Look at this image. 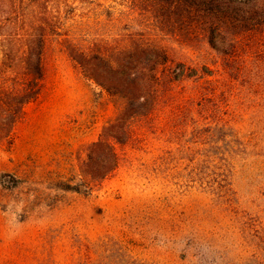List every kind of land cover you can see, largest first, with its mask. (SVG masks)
<instances>
[{
	"label": "rangeland",
	"instance_id": "obj_1",
	"mask_svg": "<svg viewBox=\"0 0 264 264\" xmlns=\"http://www.w3.org/2000/svg\"><path fill=\"white\" fill-rule=\"evenodd\" d=\"M49 4L82 40L159 33L184 73L129 133L121 122L120 165L101 180L90 150L124 103L50 39L40 96L0 138V264H264V103L204 99L222 55L193 30H152L129 0Z\"/></svg>",
	"mask_w": 264,
	"mask_h": 264
},
{
	"label": "trees",
	"instance_id": "obj_2",
	"mask_svg": "<svg viewBox=\"0 0 264 264\" xmlns=\"http://www.w3.org/2000/svg\"><path fill=\"white\" fill-rule=\"evenodd\" d=\"M129 1L151 17L152 30H193L222 55L223 62L208 70L209 78L200 76L204 99L219 101L221 94L241 89L231 97L264 103V0ZM49 5V0H0V138L11 137L26 105L40 96L50 39L65 37L68 53L84 74L124 103L90 150L88 166L96 162L104 180L120 165L116 146L127 141L121 140V122L129 133L132 121L152 115L164 87L180 81L184 70H173L159 33L145 44L130 36H123L120 46L112 37L82 40L78 32L64 33L68 24L62 8L47 15Z\"/></svg>",
	"mask_w": 264,
	"mask_h": 264
}]
</instances>
